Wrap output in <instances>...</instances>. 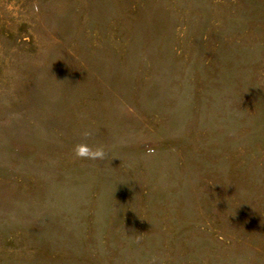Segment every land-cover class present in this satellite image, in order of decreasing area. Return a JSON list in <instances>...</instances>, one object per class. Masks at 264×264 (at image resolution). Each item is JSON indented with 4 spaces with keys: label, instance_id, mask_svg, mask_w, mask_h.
Returning <instances> with one entry per match:
<instances>
[{
    "label": "rangeland",
    "instance_id": "1",
    "mask_svg": "<svg viewBox=\"0 0 264 264\" xmlns=\"http://www.w3.org/2000/svg\"><path fill=\"white\" fill-rule=\"evenodd\" d=\"M0 264H264V0H0Z\"/></svg>",
    "mask_w": 264,
    "mask_h": 264
},
{
    "label": "clouds",
    "instance_id": "2",
    "mask_svg": "<svg viewBox=\"0 0 264 264\" xmlns=\"http://www.w3.org/2000/svg\"><path fill=\"white\" fill-rule=\"evenodd\" d=\"M91 135L88 131L83 133L85 140ZM73 154L76 158L82 160H100L106 159L108 153L104 145H93L87 142L77 143L73 148ZM149 154H154V149H149Z\"/></svg>",
    "mask_w": 264,
    "mask_h": 264
}]
</instances>
